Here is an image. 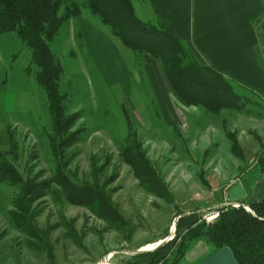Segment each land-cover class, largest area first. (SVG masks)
<instances>
[{
    "label": "rangeland",
    "instance_id": "1",
    "mask_svg": "<svg viewBox=\"0 0 264 264\" xmlns=\"http://www.w3.org/2000/svg\"><path fill=\"white\" fill-rule=\"evenodd\" d=\"M140 1H134L136 15L148 22L146 11L137 6ZM65 5L81 7L50 42L63 68L64 119L77 115L70 132L81 133L67 151V173L79 184L94 183L97 177L128 223L112 225L71 204L52 185L32 207L38 230L53 246L52 262L14 226L11 211L18 189L0 183V264H133V256L172 241L183 214L197 210L204 220L218 207L250 210L251 202L264 199V174L256 170L264 151L263 90L229 78L242 97L241 112L214 114L205 106L188 105L173 90L163 63L126 45L91 12L87 0ZM154 22L162 27L158 19ZM37 72L32 49L14 33L0 34V151L24 179L39 182L52 179L57 163L50 144L53 116ZM133 139L140 141L173 204L146 189L124 160L123 150ZM236 139L244 158L234 150ZM238 182L247 196L235 206L227 193ZM212 252L197 240L180 264H201Z\"/></svg>",
    "mask_w": 264,
    "mask_h": 264
},
{
    "label": "trees",
    "instance_id": "2",
    "mask_svg": "<svg viewBox=\"0 0 264 264\" xmlns=\"http://www.w3.org/2000/svg\"><path fill=\"white\" fill-rule=\"evenodd\" d=\"M66 1L71 0H0V34L14 33L32 49V63L38 68L36 81L46 93L53 116L50 144L57 163L52 179L26 180L0 151V183L18 189L13 200L15 210L11 211L14 226L33 238L30 246L45 250L52 262L55 258L53 246L38 230L36 213L32 209L34 202L45 197L52 185L59 186L71 204L87 208L96 217L112 225L126 226L128 223L112 205L97 177L94 183L79 184L67 173L70 163L67 151L81 140V133L70 132L77 115L64 119L65 95L59 86L63 68L50 48V42L59 35L64 23L72 15L80 14L79 5H65ZM134 1L87 0V6L92 13L100 15L126 45L149 58L160 60L173 90L185 103L205 106L214 114H220L224 109L241 112L242 97L235 92L231 80L214 67L202 64L179 38L153 21L140 19ZM233 147L244 158L237 139ZM123 157L146 189L170 204L174 203L167 185L147 159L138 139L128 142ZM258 158L256 170L262 175L264 151ZM249 207L250 210L243 205L218 207L219 218L212 223L201 220L202 214L197 210L183 214L177 221L175 238L156 250L133 256V264H180L191 244L200 239L213 250L209 256L229 247L239 264H264V199L251 202ZM65 225L74 232L71 225ZM167 235L168 231L164 236ZM78 244L83 246L81 238Z\"/></svg>",
    "mask_w": 264,
    "mask_h": 264
},
{
    "label": "crops",
    "instance_id": "3",
    "mask_svg": "<svg viewBox=\"0 0 264 264\" xmlns=\"http://www.w3.org/2000/svg\"><path fill=\"white\" fill-rule=\"evenodd\" d=\"M137 6L190 45L201 63L264 91V0H142Z\"/></svg>",
    "mask_w": 264,
    "mask_h": 264
},
{
    "label": "water",
    "instance_id": "4",
    "mask_svg": "<svg viewBox=\"0 0 264 264\" xmlns=\"http://www.w3.org/2000/svg\"><path fill=\"white\" fill-rule=\"evenodd\" d=\"M227 194H228V200L231 203L243 201L247 196L244 185L241 182H238L236 185H234V187H232ZM163 243H161V245ZM143 251H137V253ZM201 264H239V263L232 250L229 247H225L219 250L218 252H216L215 254H213L205 261H203Z\"/></svg>",
    "mask_w": 264,
    "mask_h": 264
},
{
    "label": "built area",
    "instance_id": "5",
    "mask_svg": "<svg viewBox=\"0 0 264 264\" xmlns=\"http://www.w3.org/2000/svg\"><path fill=\"white\" fill-rule=\"evenodd\" d=\"M218 218H219V212L214 213L211 211L209 213H206V215L204 216V220L207 223H212V222L216 221Z\"/></svg>",
    "mask_w": 264,
    "mask_h": 264
},
{
    "label": "bare ground",
    "instance_id": "6",
    "mask_svg": "<svg viewBox=\"0 0 264 264\" xmlns=\"http://www.w3.org/2000/svg\"><path fill=\"white\" fill-rule=\"evenodd\" d=\"M232 205L237 206L238 204H236V202H233ZM228 206H229V205H228ZM237 207H239V206H237ZM204 221H205V220H204ZM205 222H206V221H205ZM208 258H209V257H208ZM208 258H207V259H208Z\"/></svg>",
    "mask_w": 264,
    "mask_h": 264
}]
</instances>
